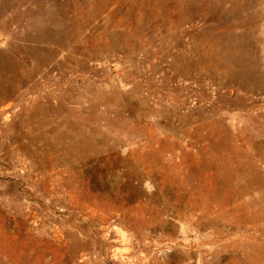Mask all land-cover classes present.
Here are the masks:
<instances>
[{"label": "rangeland", "instance_id": "rangeland-1", "mask_svg": "<svg viewBox=\"0 0 264 264\" xmlns=\"http://www.w3.org/2000/svg\"><path fill=\"white\" fill-rule=\"evenodd\" d=\"M0 264H264V0H0Z\"/></svg>", "mask_w": 264, "mask_h": 264}]
</instances>
